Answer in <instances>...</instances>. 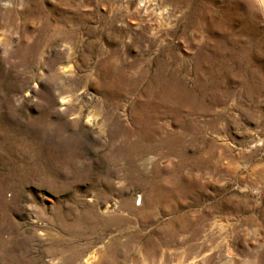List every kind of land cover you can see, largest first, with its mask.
<instances>
[{"label": "rangeland", "instance_id": "374dc122", "mask_svg": "<svg viewBox=\"0 0 264 264\" xmlns=\"http://www.w3.org/2000/svg\"><path fill=\"white\" fill-rule=\"evenodd\" d=\"M0 264H264L256 0H0Z\"/></svg>", "mask_w": 264, "mask_h": 264}, {"label": "bare ground", "instance_id": "6f19581e", "mask_svg": "<svg viewBox=\"0 0 264 264\" xmlns=\"http://www.w3.org/2000/svg\"><path fill=\"white\" fill-rule=\"evenodd\" d=\"M256 1L259 4V8L262 11L263 16H264V0H256Z\"/></svg>", "mask_w": 264, "mask_h": 264}]
</instances>
